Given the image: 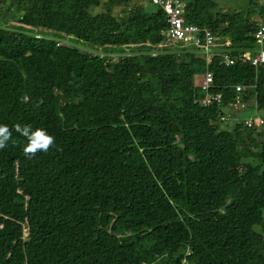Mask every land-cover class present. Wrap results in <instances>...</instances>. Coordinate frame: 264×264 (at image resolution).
Masks as SVG:
<instances>
[{"label": "trees", "instance_id": "1", "mask_svg": "<svg viewBox=\"0 0 264 264\" xmlns=\"http://www.w3.org/2000/svg\"><path fill=\"white\" fill-rule=\"evenodd\" d=\"M138 1L0 0V264H264V65L238 58L264 0H184L230 65ZM237 84L257 129L229 114ZM15 124L54 146L29 159Z\"/></svg>", "mask_w": 264, "mask_h": 264}, {"label": "built area", "instance_id": "2", "mask_svg": "<svg viewBox=\"0 0 264 264\" xmlns=\"http://www.w3.org/2000/svg\"><path fill=\"white\" fill-rule=\"evenodd\" d=\"M150 2L161 7L165 13L166 22L168 23L165 34L169 41L182 42L186 45L200 48L205 55L206 62L209 61L213 54L220 55L224 65H230L235 61V58L230 55L229 51H214L216 40L209 30L201 29L184 20V0H150ZM251 36L254 43L259 45V47L255 51H243L238 55V58L242 62L247 61L254 67L264 65V46H260V44L264 42V25L258 23ZM226 45L229 46L227 43ZM211 82L212 76L209 71H204L197 80V85L205 91V95L201 100L203 105L208 104L211 101H215L217 103L220 101V95L218 93L211 94L206 92L211 85ZM241 89V85H235L234 90L236 94L233 98L229 111V114L237 120L240 119L237 113L242 109H246L248 105V103L240 99L238 92ZM227 118L228 116L223 114L219 117L221 121H225ZM241 120L246 127H254L256 129L263 123L262 119L256 114H251L241 118Z\"/></svg>", "mask_w": 264, "mask_h": 264}, {"label": "clouds", "instance_id": "3", "mask_svg": "<svg viewBox=\"0 0 264 264\" xmlns=\"http://www.w3.org/2000/svg\"><path fill=\"white\" fill-rule=\"evenodd\" d=\"M14 130L25 138L26 143L23 145L22 151L29 159L34 157L37 152H47L55 144V138L43 128H33L30 124L23 126L15 124ZM10 140L13 144L16 143L12 138V129L5 124H0V149L6 148Z\"/></svg>", "mask_w": 264, "mask_h": 264}, {"label": "rangeland", "instance_id": "4", "mask_svg": "<svg viewBox=\"0 0 264 264\" xmlns=\"http://www.w3.org/2000/svg\"><path fill=\"white\" fill-rule=\"evenodd\" d=\"M236 1H239V2H236ZM144 2H146V0H144ZM234 2H236V3H239V5H243L244 4V2H245V0H229V4H234ZM138 3L140 4V5H142L143 4V2L141 1V0H139L138 1ZM93 8V10L95 11V8H97V7H92ZM255 9H257V7H255ZM98 10H99V8H98ZM117 12V9H114L113 10V13H116ZM12 18V14L11 13H8V14H6L4 17H2L1 18V21H2V23H3V25H5L6 27H11L12 26V21L10 20ZM256 21H258V19L257 18H254ZM260 19V18H259ZM262 22H264V21H262ZM264 46V45H263ZM92 51V50H91ZM100 55L101 54H103L102 52H98ZM104 55H106L107 56V58L109 57V56H111V57H115V56H118L119 54H109V52H107V53H105ZM196 83H197V81H196ZM239 113V118H244V117H246V116H249V115H251L252 113L251 112H246V110H243L242 112H238Z\"/></svg>", "mask_w": 264, "mask_h": 264}, {"label": "crops", "instance_id": "5", "mask_svg": "<svg viewBox=\"0 0 264 264\" xmlns=\"http://www.w3.org/2000/svg\"><path fill=\"white\" fill-rule=\"evenodd\" d=\"M225 4H226V3H223L224 6H225ZM253 18H257V19H258L257 23H261V24L264 25V23H262V21H260V19H259L257 16H254ZM226 43H227V44H230V42H228V41H227ZM263 45H264V42H263L262 44H260V46H263ZM257 46L259 47V45H256V47H257ZM219 47H220V46H219V42L216 41V45H215V47H214V51H219V50H220ZM256 49H257V48H256Z\"/></svg>", "mask_w": 264, "mask_h": 264}]
</instances>
